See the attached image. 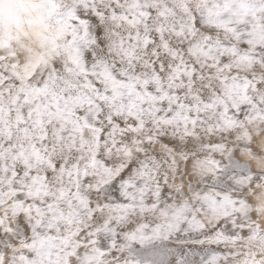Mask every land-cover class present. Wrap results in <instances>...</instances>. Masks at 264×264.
I'll use <instances>...</instances> for the list:
<instances>
[{"label":"snow or ice","instance_id":"6c2138e0","mask_svg":"<svg viewBox=\"0 0 264 264\" xmlns=\"http://www.w3.org/2000/svg\"><path fill=\"white\" fill-rule=\"evenodd\" d=\"M0 264H264V0H0Z\"/></svg>","mask_w":264,"mask_h":264}]
</instances>
